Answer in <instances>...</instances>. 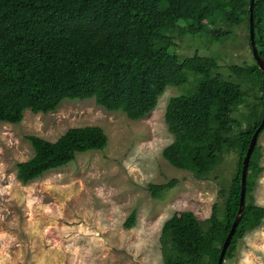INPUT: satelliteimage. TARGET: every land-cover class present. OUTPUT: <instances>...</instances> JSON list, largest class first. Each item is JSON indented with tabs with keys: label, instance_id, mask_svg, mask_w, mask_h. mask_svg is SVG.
Masks as SVG:
<instances>
[{
	"label": "trees",
	"instance_id": "obj_1",
	"mask_svg": "<svg viewBox=\"0 0 264 264\" xmlns=\"http://www.w3.org/2000/svg\"><path fill=\"white\" fill-rule=\"evenodd\" d=\"M253 16L255 44L264 59V0H255ZM248 18L249 0H0V122L19 124L26 110L48 113L65 100L91 98L107 111L139 120L168 86L184 88L165 109L173 140L163 148V158L198 179L207 178L231 153L237 160L210 216L200 219L183 210L164 221L162 262L217 264L239 207L243 156L263 115L262 71L253 60L222 72L215 56L175 53V40L200 36L217 42L245 29L250 47ZM26 138L33 154L16 164L22 184L108 143L98 125L69 127L53 141ZM262 155L256 144L244 208L223 263L264 220V206L253 197ZM175 183H149L148 190L159 199ZM135 218L133 210L124 227H133Z\"/></svg>",
	"mask_w": 264,
	"mask_h": 264
},
{
	"label": "rangeland",
	"instance_id": "obj_2",
	"mask_svg": "<svg viewBox=\"0 0 264 264\" xmlns=\"http://www.w3.org/2000/svg\"><path fill=\"white\" fill-rule=\"evenodd\" d=\"M245 29L229 40L210 42L200 36L177 38L175 53L215 56L227 65L252 63ZM184 88L168 86L155 108L132 120L120 111H107L94 99L65 100L52 112L29 110L19 124L0 122V264H163L160 235L173 213L191 210L200 219L220 201L219 189L233 172L237 156L227 155L207 178L171 166L162 156L173 140L164 113L169 98ZM98 125L108 137L103 150L80 153L73 162L22 184L16 164L33 150L26 136L53 141L69 127ZM263 171L253 191L264 206ZM175 185L154 198L149 183ZM135 210V224L123 223ZM223 264H264V220L237 242Z\"/></svg>",
	"mask_w": 264,
	"mask_h": 264
},
{
	"label": "water",
	"instance_id": "obj_3",
	"mask_svg": "<svg viewBox=\"0 0 264 264\" xmlns=\"http://www.w3.org/2000/svg\"><path fill=\"white\" fill-rule=\"evenodd\" d=\"M255 0H249V28H248V34H249V42H250V47H251V53L256 61L258 68L262 71V104H263V115L260 120L259 125L256 127L254 133L252 134V137L250 139L247 151L245 155L243 156L242 160V168H241V175H240V197H239V207L237 210V213L234 217V220L231 224V227L223 241V244L221 246V250L217 259V264H222L225 252L230 244V241L232 239V236L235 232V229L239 223V220L242 215V210L244 208L245 204V190H246V177H247V168H248V163L250 160V156L252 154V151L257 144L258 137L260 132L264 129V59L260 57L258 54V50L255 44V28H254V16H253V6H254Z\"/></svg>",
	"mask_w": 264,
	"mask_h": 264
}]
</instances>
